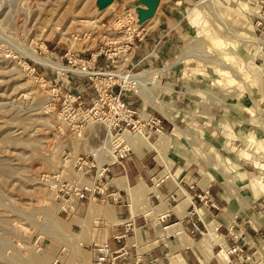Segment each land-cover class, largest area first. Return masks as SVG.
<instances>
[{"label": "rangeland", "instance_id": "1", "mask_svg": "<svg viewBox=\"0 0 264 264\" xmlns=\"http://www.w3.org/2000/svg\"><path fill=\"white\" fill-rule=\"evenodd\" d=\"M172 5L180 11L182 27L190 30L178 57L169 61L177 59L189 77L188 85L198 90L188 96L200 97L205 111L213 109L217 136L227 121L234 132H245L250 157L264 163V46L258 42L264 36L256 30L259 6L255 0H185ZM146 8L144 0H0V264H64L74 237L71 219L59 212L63 203L56 199L48 176L63 170L70 178L71 158L107 144L109 137L98 122L87 123L80 131L70 130L67 117L57 115L63 97L57 100L56 95L65 92L68 82L74 87L79 78L72 82L73 75L42 67L29 52L70 66L68 51L87 57L98 46L97 42L90 48L74 43L70 34L89 29L96 36L113 16L127 11L136 15ZM132 53L127 61L118 59L114 64L119 68L135 64ZM103 61L104 56H98L88 70H98ZM167 68L161 64L136 68L141 89H149L144 90L147 96L140 94L137 100L141 115L154 112L170 119L178 114L176 90L185 88L170 83ZM41 73L46 84L36 78ZM84 83L87 94L95 95L91 82ZM89 95H85L87 104ZM152 100L162 105L167 116ZM190 103L186 100L185 105ZM182 124L177 125L186 130ZM225 127L224 135L229 136ZM195 130L185 133L194 146L201 141ZM132 137V145L135 139L147 142L141 134ZM234 146L231 149L241 153V144ZM194 150L204 156L207 152L204 147Z\"/></svg>", "mask_w": 264, "mask_h": 264}, {"label": "crops", "instance_id": "2", "mask_svg": "<svg viewBox=\"0 0 264 264\" xmlns=\"http://www.w3.org/2000/svg\"><path fill=\"white\" fill-rule=\"evenodd\" d=\"M182 1L158 0L145 21L154 22L144 26L132 53L134 63L141 61L137 68L167 66L170 83L185 88L176 90L178 114L164 118L166 135L152 140L157 147L133 142L122 165H111L109 186L122 196L120 202L82 201L76 212L66 215L74 237L64 264H91L95 247L101 244L112 251L126 250V256L113 264H231L226 249L233 245L247 256L241 264H264V163L250 157L245 132H234L227 121L217 136L213 109L205 111L200 97L188 96L198 90L188 85L189 77L177 59L169 63L190 32L182 27L180 11L173 10L172 4ZM186 100L192 103L185 105ZM224 126L229 136L224 135ZM193 128L201 140L195 146L188 137ZM237 142L241 153L231 149ZM196 146L207 148L206 155L197 154ZM203 191L210 193L216 208L197 198ZM190 200L199 215L192 219L205 226L193 234L187 219Z\"/></svg>", "mask_w": 264, "mask_h": 264}, {"label": "built area", "instance_id": "3", "mask_svg": "<svg viewBox=\"0 0 264 264\" xmlns=\"http://www.w3.org/2000/svg\"><path fill=\"white\" fill-rule=\"evenodd\" d=\"M259 6L258 16H256V30L260 36H264V0H255ZM100 33L94 36L92 30H86L83 33L70 34L74 43L85 44L87 48L98 43L96 52H90L87 57L77 56L75 52L66 53L67 61L72 68L82 71H88L92 74H79L72 71H64L63 74H71L72 82L75 77L79 81L73 85H65V92L57 96V100L63 97L61 108L57 110V115L67 117V125L71 131H80L87 123H102L107 129L108 140L99 146L94 147L86 153H79L71 158L72 176L69 178L63 170L53 176L51 179L56 199L62 201L59 212L66 215L76 212L82 201H88L96 198L112 202H120L122 196L118 191L110 189V171L112 164H121L132 153L133 145L130 138L121 139L126 131L130 136L141 134L146 141H151L160 136L165 131L163 123L164 117L154 112H147L141 115L139 105L135 99H140L139 89L143 86L141 78L136 77L137 67L140 62L133 65L119 68L114 63L118 59L127 61V55L134 50V40H140L144 25L137 23L135 13L127 11L123 14L113 16ZM93 51V50H92ZM100 55L104 56V61L98 70H88L90 61H95ZM90 63V64H89ZM113 66L115 69H111ZM42 67L50 68L46 65ZM34 69V68H33ZM52 69V68H50ZM73 69V68H72ZM95 69V68H94ZM34 71V70H32ZM95 73V74H94ZM37 74V73H36ZM41 81L46 78L43 73L38 74ZM70 80V82H71ZM90 81L94 86L95 95L87 94V83ZM73 88V89H72ZM58 88L52 87V91ZM71 89L73 91H71ZM88 96V104L86 103ZM197 198L208 208H216V204L208 191L197 194ZM191 210L187 212V219L190 223V233H197L205 229L192 219L197 213L194 203L190 200ZM96 256L91 264H113L118 259L126 256L124 248L118 251H112L107 244H101L95 247ZM229 256L228 261L231 264H241L247 256L244 255L239 245H233L226 249ZM144 264H153L152 262Z\"/></svg>", "mask_w": 264, "mask_h": 264}, {"label": "bare ground", "instance_id": "4", "mask_svg": "<svg viewBox=\"0 0 264 264\" xmlns=\"http://www.w3.org/2000/svg\"><path fill=\"white\" fill-rule=\"evenodd\" d=\"M206 1H208V0H202V2H206ZM209 1H211V0H209ZM251 1V0H250ZM255 6H257L258 7V5H255ZM193 20H195V19H193ZM258 42L261 44V45H263L264 46V41H262V40H258ZM29 55L32 57V58H34V59H36L37 61H39V63L40 64H42V65H46V66H48V67H50V68H52V69H57V70H60V71H72V72H75V73H79V74H82V75H85V74H92V73H88L87 71H82V70H79V69H72L70 66H64V65H62L61 63H59V62H57V61H55V60H53V59H51V58H49V57H46V58H43V57H39L38 55H36L35 53H33V52H29ZM47 63V64H46ZM49 64V65H48ZM52 67H51V66ZM138 74L139 73H137L135 76L136 77H138V78H141L140 76H138ZM150 84H152L151 82H150ZM163 87V86H162ZM166 88H169V87H167V85H166ZM146 89V88H145ZM145 89H139V93L140 94H142L143 96H147V94L144 92V90ZM141 90V91H140ZM146 90H149V89H146ZM141 96V95H140ZM154 106H155V108H157V109H159L161 112H163V113H165V115L167 116V113H166V111L165 110H163V107H162V105H160L157 101H155V100H152V101H150ZM166 109V108H165ZM132 136H130L129 134H128V132H124L123 134H122V136H121V139H123V140H126V139H132L131 138ZM136 138V137H135ZM144 140V139H143ZM135 141L136 142H138V139H135ZM135 141H134V143H135ZM145 143H148V145L149 146H152V147H157V145L155 144V143H153V142H151V141H147V142H145ZM4 166V165H3ZM2 166V167H3ZM3 173V172H2Z\"/></svg>", "mask_w": 264, "mask_h": 264}, {"label": "water", "instance_id": "5", "mask_svg": "<svg viewBox=\"0 0 264 264\" xmlns=\"http://www.w3.org/2000/svg\"><path fill=\"white\" fill-rule=\"evenodd\" d=\"M105 1H111V0H105ZM144 3L146 4L147 8L138 11V14H136L138 24H143L148 18H150L153 15L158 0H144Z\"/></svg>", "mask_w": 264, "mask_h": 264}]
</instances>
